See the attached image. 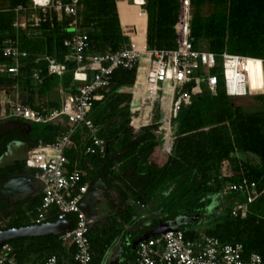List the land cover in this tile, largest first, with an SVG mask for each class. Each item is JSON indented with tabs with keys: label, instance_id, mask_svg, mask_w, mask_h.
<instances>
[{
	"label": "trees",
	"instance_id": "trees-1",
	"mask_svg": "<svg viewBox=\"0 0 264 264\" xmlns=\"http://www.w3.org/2000/svg\"><path fill=\"white\" fill-rule=\"evenodd\" d=\"M79 1V31L87 35L89 55L115 52L123 44L176 47L179 0H145L142 5L131 0ZM18 5L31 9L30 0H0V44L12 38L26 52L16 75L0 68V92L16 85L26 96L23 102L32 107H37L33 95L45 96L57 84L75 92L74 62L68 61L67 72L59 77L48 73L46 60L36 59L48 55L64 61L68 52L64 41L72 36L69 17L49 9L38 25L15 28ZM190 6V40L195 48L264 59V0H190ZM11 62L0 54V65ZM35 72L41 83L34 81ZM213 72L219 76L214 94L204 88H187L189 101L174 120L169 148L160 138L157 124L139 126L135 96L121 91L134 85L136 69H113L109 84L98 91L102 97L93 101L89 117L96 126L94 134L105 141L104 156L85 152L92 136L85 126L73 133L64 151L70 167L76 166L80 173L79 186L87 183L88 189H94L101 182L105 189L107 213L96 218L86 234L94 263L102 264L120 248V263L131 261L136 248L132 250L128 242L160 220L179 214L198 216L196 222L179 228L186 239L203 232L221 242H240L245 258L258 253L264 261V93L231 97L225 92L220 70ZM252 78L256 84L254 72ZM31 126V148L39 141H54L62 131L53 124ZM13 175L34 178V171L23 163L0 172V180ZM241 179L257 186L246 217L232 214V206L243 195L227 188ZM163 191L166 194L155 204L158 215L131 206L133 202L145 210ZM40 203L38 193L8 210L0 217V230L32 224ZM211 203L215 207L209 211ZM60 213L56 207L50 208L45 222L55 221ZM7 243L19 264H43L50 256L57 258V264H74L75 244L60 235L22 237Z\"/></svg>",
	"mask_w": 264,
	"mask_h": 264
},
{
	"label": "built area",
	"instance_id": "built-area-1",
	"mask_svg": "<svg viewBox=\"0 0 264 264\" xmlns=\"http://www.w3.org/2000/svg\"><path fill=\"white\" fill-rule=\"evenodd\" d=\"M30 1V11L22 5L15 8L13 26L19 28L38 25L45 20L49 9L69 17L68 27L72 36L64 41V46L68 49L64 61L48 55H39L36 59L46 60L48 73L59 77L67 72V62H74V79L80 84L58 106L40 104L32 107L23 102L16 85L10 91L1 90L0 124L20 119L29 123L53 124L61 128L62 131L54 141H39L35 147L30 148L24 159V165L34 171L35 185L41 194V203L31 217V222L44 223L45 215L52 207H56L61 213L73 215V227L60 236L75 244L74 264H97L93 261L86 235L93 218H88L81 206L88 185H78L80 173L76 166L70 167L64 151L73 133L80 126H85L92 132L91 142L85 152L104 156L105 141L94 134L96 126L89 115L93 101L102 97L98 91L109 84L113 69H136L134 86L129 90L136 98L139 126L157 124L158 134L169 148L176 128L174 120L181 106L189 101L188 87L195 90L204 88L214 94L219 76L213 70L218 68L227 95L239 97L263 94L264 59L226 50L216 54L204 48H195L190 40V0H179L178 19L174 24L175 48L149 49L139 44H123L115 52L94 55L87 54V35L79 31V0L66 3L53 0ZM132 2L135 3V0ZM144 2L142 0L137 5ZM21 20L23 24H20ZM0 54L12 61L11 64L0 65V68L16 75L20 59L26 52L19 49L14 39L5 38L0 44ZM91 71L94 72V79H90ZM253 72L256 84L251 82ZM33 77L36 83H41L36 72ZM256 187L254 181L247 179L228 185V190L239 191L243 195V200L232 206L233 215L246 217L251 213L250 205L253 203ZM11 252L12 246L8 243L0 248V264H19ZM43 264H57V258L50 256ZM102 264H108V259ZM120 264H264V261L258 253H251L245 258L240 242H221L217 237L203 232L196 238L186 239L183 232L177 230L139 241L134 258Z\"/></svg>",
	"mask_w": 264,
	"mask_h": 264
},
{
	"label": "water",
	"instance_id": "water-1",
	"mask_svg": "<svg viewBox=\"0 0 264 264\" xmlns=\"http://www.w3.org/2000/svg\"><path fill=\"white\" fill-rule=\"evenodd\" d=\"M90 79H94V72H90ZM15 119L11 120L14 121ZM10 121V120H9ZM28 129L31 128V123L24 121ZM23 153L17 155L10 148L8 152L0 157V168L14 164V160L22 161L25 159L30 147L27 143H23L19 147ZM38 193V187L35 185L34 178L27 176L10 177L0 183V197L5 198L8 206H13L16 202H25L32 196ZM218 196V195H216ZM214 196V197H216ZM82 209L86 212L88 218H93L95 221V214L91 210L89 204L81 203ZM209 209V207H208ZM198 216H188L186 214H179L172 219L160 220L154 227L146 230L138 239L131 240L128 244L134 250L139 241L145 240L150 236L162 234L167 231H177L183 225H188L196 222ZM74 219L66 213H60L55 221L44 222L41 224H30L21 227H12L0 230V248L7 242L19 239L22 237L43 236L48 234L61 235L68 232L73 227ZM2 236V237H1ZM122 249L113 253L108 260V264H120L122 258Z\"/></svg>",
	"mask_w": 264,
	"mask_h": 264
},
{
	"label": "flooded vegetation",
	"instance_id": "flooded-vegetation-1",
	"mask_svg": "<svg viewBox=\"0 0 264 264\" xmlns=\"http://www.w3.org/2000/svg\"><path fill=\"white\" fill-rule=\"evenodd\" d=\"M13 120V119H11ZM7 121L5 123L0 124V157L8 152V150L11 148L12 151L17 154L21 155L20 153H23V151L19 148L23 143H27L29 147L31 148V132H32V126L30 129L25 126L24 120L15 119L14 121ZM24 163V160L17 161L14 160V164L9 166H4L0 168V172L4 170L9 169H16V167H20ZM10 177H16V175L10 176ZM8 177V178H10ZM6 179L0 180V183L3 182ZM104 186L101 184L99 187L94 189H87L85 196L82 200L85 204H90V201L88 200V196L91 194H94V201L92 202L91 210L92 212L97 215V217L101 216L104 206V200L106 198V195L104 194ZM23 202H16L13 206H8L5 198L0 197V217H3V215L8 211H12L17 205ZM102 217V216H101Z\"/></svg>",
	"mask_w": 264,
	"mask_h": 264
},
{
	"label": "crops",
	"instance_id": "crops-1",
	"mask_svg": "<svg viewBox=\"0 0 264 264\" xmlns=\"http://www.w3.org/2000/svg\"><path fill=\"white\" fill-rule=\"evenodd\" d=\"M131 12L135 13V11H132V9H131ZM119 14H120V12H119ZM79 76H81V75H79ZM78 84H79V82H77V81L73 82V86L75 88L77 87ZM133 86L132 87H123L121 91L131 92L129 89H132ZM73 93L74 92H72L71 90L63 89L60 84H57L45 96H38L37 94L33 95L32 100H34L35 106H38L40 104H50V105L58 106V105H60V103L62 102L64 97L71 96ZM21 99L26 100V96L22 92H21ZM135 101H136V98H135ZM99 185L101 186V182H97L96 188H97V186L99 187ZM93 197H94V194L93 195L90 194L88 196V198H89L88 200L90 201V204H91L89 206H92V202L94 201ZM95 216H96V218H98L97 215H95Z\"/></svg>",
	"mask_w": 264,
	"mask_h": 264
},
{
	"label": "rangeland",
	"instance_id": "rangeland-1",
	"mask_svg": "<svg viewBox=\"0 0 264 264\" xmlns=\"http://www.w3.org/2000/svg\"><path fill=\"white\" fill-rule=\"evenodd\" d=\"M132 1V0H131ZM20 24H23V20L19 21ZM239 99H242V98H239ZM113 194V193H112ZM166 194V191H163L160 193V195L157 197V200L155 201L154 204H152L149 208L143 210L141 206H138L137 204L131 202V206L133 207V209L135 211H144V213H150V214H154V215H158L159 214V211L157 210V207L155 206V204L159 203V201L162 199V197ZM215 207V204L211 203L209 205V211H212ZM106 208V205L104 204L103 206V211H102V214L101 216H104L106 213H107V210L105 209ZM100 216V217H101ZM99 217V216H98ZM110 259V258H109ZM108 259V260H109Z\"/></svg>",
	"mask_w": 264,
	"mask_h": 264
},
{
	"label": "bare ground",
	"instance_id": "bare-ground-1",
	"mask_svg": "<svg viewBox=\"0 0 264 264\" xmlns=\"http://www.w3.org/2000/svg\"><path fill=\"white\" fill-rule=\"evenodd\" d=\"M142 0H135L136 4H140ZM140 79V78H139ZM2 237V236H1Z\"/></svg>",
	"mask_w": 264,
	"mask_h": 264
}]
</instances>
